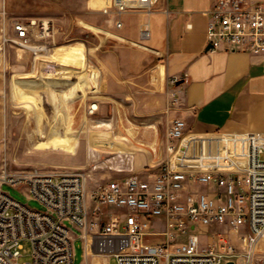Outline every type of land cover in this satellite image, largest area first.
<instances>
[{
	"label": "built area",
	"instance_id": "built-area-1",
	"mask_svg": "<svg viewBox=\"0 0 264 264\" xmlns=\"http://www.w3.org/2000/svg\"><path fill=\"white\" fill-rule=\"evenodd\" d=\"M155 2L107 0L101 9L118 15L155 9ZM208 14L207 40L212 50L264 54V0H215ZM11 21L12 32H3V43L34 53L47 48V41L38 40L51 35L50 20L15 17ZM121 23L116 20L118 26ZM141 33L147 37L149 29L142 28ZM97 108L98 102L90 103L91 112ZM185 127L180 117L168 127L170 154L176 153ZM226 137L241 142L244 166L214 164L230 155L219 156L214 150L205 169L175 167L171 157L157 170L151 165L136 169L131 154L119 153L115 169L127 172L94 189L92 204L83 171L1 173L0 264H74L72 226L92 250L115 256L114 263L106 264H255L264 236V131ZM4 184L22 188L44 208L15 198ZM201 184L207 188H200ZM154 218H162L164 228H153ZM210 226L214 233L203 242L201 237ZM150 235L161 238L152 241ZM25 240L31 243V258L21 260Z\"/></svg>",
	"mask_w": 264,
	"mask_h": 264
},
{
	"label": "crops",
	"instance_id": "crops-1",
	"mask_svg": "<svg viewBox=\"0 0 264 264\" xmlns=\"http://www.w3.org/2000/svg\"><path fill=\"white\" fill-rule=\"evenodd\" d=\"M106 2L39 0L28 6L37 18H59L67 30L79 26L83 31L82 41L97 73L88 97L99 101L100 114L129 121L119 128L130 135L134 150L120 154H131L140 169L167 157L175 163V154L189 146L209 145L219 156L230 154L214 164L244 166L241 142L226 135L264 131V54L210 48L208 10L215 0H156L155 9L118 15L102 11ZM117 19L122 22L119 26ZM145 27L147 37L141 33ZM123 102H129V114ZM176 117L183 118L186 127L183 145L173 155L167 150L166 136ZM179 164L185 166L183 161ZM157 224L164 220L154 218L152 225ZM73 227L74 239L83 240L80 264L110 262L107 254L100 258L103 253L87 246L81 231L76 233Z\"/></svg>",
	"mask_w": 264,
	"mask_h": 264
},
{
	"label": "rangeland",
	"instance_id": "rangeland-1",
	"mask_svg": "<svg viewBox=\"0 0 264 264\" xmlns=\"http://www.w3.org/2000/svg\"><path fill=\"white\" fill-rule=\"evenodd\" d=\"M34 2L39 0H0V174H24L32 170L83 171L87 199L92 204L90 193L94 189L108 178L127 172L115 168L120 152L134 150L130 135L119 128L129 121L122 122L119 116L112 114H100L99 101L97 110H89L92 100L88 94L97 73L89 60L87 44L82 41L83 31L79 26L67 30L62 20L52 18L51 35L38 40L39 43L47 41V48L38 53L17 44L3 43V32H12V18L37 17L28 6ZM56 14L60 16V12ZM128 103L123 102L127 114L130 110ZM178 141L177 151L182 147L184 137ZM200 147L189 146L180 155L176 151L172 165L209 168L214 147ZM180 161L185 162L184 167ZM163 162L155 165V170ZM199 187L207 188V184ZM3 188L33 207L44 208L38 199L30 197L22 188L10 184H4ZM95 213L97 211L90 217ZM153 227L164 228V224ZM73 230L78 233L77 228L73 227ZM213 233L214 226H210L202 235V241L210 240ZM160 238L154 235L151 240L159 241ZM263 242L258 245L255 264H264ZM74 245V264H80L82 238L76 237ZM31 249V243L23 241L20 259H30ZM107 255L114 263L115 256Z\"/></svg>",
	"mask_w": 264,
	"mask_h": 264
},
{
	"label": "bare ground",
	"instance_id": "bare-ground-1",
	"mask_svg": "<svg viewBox=\"0 0 264 264\" xmlns=\"http://www.w3.org/2000/svg\"><path fill=\"white\" fill-rule=\"evenodd\" d=\"M53 54V53H52ZM52 60V59H51ZM54 62H55V60H54ZM79 90H80V88H79ZM76 93H77V91H76ZM78 94V93H77ZM70 97H73V95L72 96H70ZM127 120V119H126ZM50 136V135H49ZM175 158V157H174ZM174 161H175V159H174ZM264 241V240H263ZM261 242V241H260ZM264 243V242H263Z\"/></svg>",
	"mask_w": 264,
	"mask_h": 264
},
{
	"label": "water",
	"instance_id": "water-1",
	"mask_svg": "<svg viewBox=\"0 0 264 264\" xmlns=\"http://www.w3.org/2000/svg\"><path fill=\"white\" fill-rule=\"evenodd\" d=\"M228 264H233V262L230 261V262H228Z\"/></svg>",
	"mask_w": 264,
	"mask_h": 264
}]
</instances>
